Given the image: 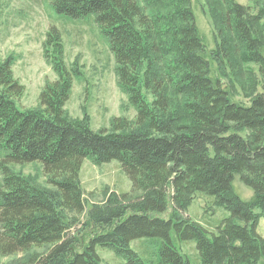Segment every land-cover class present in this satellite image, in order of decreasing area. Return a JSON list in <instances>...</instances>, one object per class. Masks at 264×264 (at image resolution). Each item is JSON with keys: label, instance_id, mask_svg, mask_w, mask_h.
<instances>
[{"label": "trees", "instance_id": "16d2710c", "mask_svg": "<svg viewBox=\"0 0 264 264\" xmlns=\"http://www.w3.org/2000/svg\"><path fill=\"white\" fill-rule=\"evenodd\" d=\"M205 1L216 25L210 50L192 0H52L57 13L93 15L109 39L118 83L136 111L131 122L113 118L109 129L66 115L77 70L64 64L52 27L44 52L58 77L39 92L40 110L16 106L23 86L12 75L13 58L0 60V257L101 264L100 246L124 254L125 264H149L130 243L150 239L157 241L151 264H188L172 231L196 242L201 264H255L264 256L257 232L264 218V93L255 90L247 105L232 101L211 74V64L220 73L248 61L264 76V4ZM168 90L183 96L173 115ZM86 158L117 161L130 182L128 193L110 194L87 213L79 184ZM33 162L53 191L12 170ZM236 180L249 198L235 191ZM197 193L229 213L215 232L183 214Z\"/></svg>", "mask_w": 264, "mask_h": 264}, {"label": "rangeland", "instance_id": "374dc122", "mask_svg": "<svg viewBox=\"0 0 264 264\" xmlns=\"http://www.w3.org/2000/svg\"><path fill=\"white\" fill-rule=\"evenodd\" d=\"M238 1L249 3L247 0ZM207 2L214 4V0ZM258 3L264 4V0L250 2L256 6H259ZM192 6L196 25L207 50H210L214 45L216 29L210 6L208 7L205 0H192ZM50 27L58 34V52L62 55L64 64L69 70H77L72 76L69 97L64 105L66 115L80 120L87 116L89 127L96 131L109 129L111 120L115 117L131 122L136 112L135 107L118 83L115 59L108 37L101 32L93 15L73 18L57 13L52 0H0V60L10 56L13 58L12 75L23 86L22 95L15 101L16 106L20 109L40 110L39 92L45 83L58 77L52 69L51 53L46 58L44 52V41ZM49 51L52 52V49ZM235 63L224 66L220 73L211 64V74L219 76L218 80L229 91L232 101L247 105L255 90L264 93V76L252 62ZM141 91L148 101L153 99L149 92L144 89ZM168 92L171 95L170 114L173 115L180 109V99L183 96L176 95L171 90ZM12 170L34 186L53 191L42 175L41 165L38 163L12 166ZM79 184L86 213L92 207L103 204L110 194L130 191L129 179L117 161L94 164L90 158L84 159L79 172ZM233 184L242 198L250 197L251 192L239 181L236 180ZM183 214L198 221L210 232H215L229 216L225 208L211 205L208 197L201 193L195 195ZM257 232L264 236V218L259 220ZM170 237L188 264H201L194 240H178L174 231ZM156 244V240L141 239L132 241L130 246L143 261L151 264L156 259ZM34 250L36 249L30 251ZM96 252L101 264H125V255L110 248L97 246ZM26 257L27 254L0 257V264L22 263ZM255 264H264V256Z\"/></svg>", "mask_w": 264, "mask_h": 264}]
</instances>
